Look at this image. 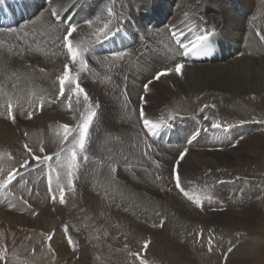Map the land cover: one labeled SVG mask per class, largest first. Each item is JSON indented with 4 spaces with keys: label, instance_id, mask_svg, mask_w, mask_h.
Listing matches in <instances>:
<instances>
[{
    "label": "bare ground",
    "instance_id": "bare-ground-1",
    "mask_svg": "<svg viewBox=\"0 0 264 264\" xmlns=\"http://www.w3.org/2000/svg\"><path fill=\"white\" fill-rule=\"evenodd\" d=\"M1 1V92H4L6 94L5 100H7V105L9 103L12 104L13 113L18 118L17 121H19L20 118L22 119L21 121H25L28 119L27 121L29 122V128L25 130L34 129V132L37 133L38 137L34 136L33 142L37 143L38 148H43L42 144H44L46 140L45 134L47 131L45 132L44 128L48 124L47 120H50L52 119V117H55L56 122L58 121L57 127H55V123V128L53 129V131H61L60 135L57 139L56 136L52 138L53 147H51V149L49 150H46L44 148V151H46L47 153L45 154L43 152V155L41 154L42 156H52L54 162L51 163V160L47 161L43 166H39L34 163L32 167L33 169H36V166H38L37 168H41L42 170L49 168L48 170L49 172H51V176L49 175V172L47 173V175L52 177L53 180V184L51 185V190H53V194L59 193V197L57 198H60V191L63 185L65 186V188H71L72 192L67 191L70 194L69 199L67 198L64 204L60 203L58 205L60 208V213H62L65 216V219L67 220L65 223L72 226V229H77V231H79V233L81 234L79 237L83 240L84 244L87 243V245L93 244L97 246L101 244L99 243V241L106 244L109 241L115 240L117 238L116 235H118V233L119 235L121 234L122 236H124V233L132 227H134V229L135 227L150 228V224H156L157 227L163 226L162 229L165 234V238H162V240L160 239L161 241H159L158 243L156 242L158 247L162 245L161 243L164 242V240L168 241V243L170 244H172L171 242H173L175 246L178 245V249L176 248L175 252L173 251L175 253L174 255L170 253L171 256L169 257L176 259L179 258L181 259V261L182 259H185L187 262H189L188 259H197V263L204 264V261L200 259L203 257L201 253L192 250V247H189V245H191L189 243V240L185 237L190 232H188V230H201L204 234L209 235L210 230H212L213 227L207 222H205L207 224H203L202 222L201 224L198 218L200 214L198 215L195 211H192L190 208L184 206L183 201H181V198H179L177 195V198L179 199V201H181L180 204L178 201L174 200L180 204V207H177L178 210L175 207V209L173 208V206L175 205H173L171 198L167 199V202H160V200H158L156 197L158 195L152 194L155 193V189L153 191V189L148 185V183L152 185L150 179L151 177L149 175L151 173L144 168V165L146 164L145 161L151 159L154 160L153 157L158 158V156H156L157 151L155 154H153L152 152L148 155V151L150 150V144L157 145L162 151H166L165 155L162 152V162L164 161L167 165H171V162L176 157V154L172 152L173 150H171L170 148L179 144H182L183 146L187 145L185 146V148L187 149V152L185 154L186 156H184L182 160L180 158V166L182 167L186 164L188 166L192 165L191 168L193 167L192 169L194 170L190 171L189 173L187 172L186 177L185 175L183 177L180 172V167L178 168V171L176 169L177 163L175 164L174 168L179 173L181 180H184V178L190 180L196 178L197 175L202 172V170L206 171L207 169H210H201L202 167H207L205 166V164H207L208 162L213 164L212 166H215V168L219 167L221 169L222 167L218 165L217 162H215L216 159L213 156L216 155L217 157L219 156L221 158L223 156L226 158V155L230 152L227 153L222 151L223 153H212L214 155H211V160L206 161V159L204 160L206 162H203V160L201 159V161L200 159H198V156L205 158V155L203 153H196L194 155L192 153H189L191 148H188V146H191V144L187 142L189 138H191L192 141H194L195 139L199 141V136H197L198 132L194 133L191 136H186L187 140L183 139L182 142L181 139L179 141V144L172 145L174 143L173 140H178L180 136L182 137V132L188 130V128L190 127L189 125L187 126V128L185 127L186 124L184 121L186 120V117H160L163 119L162 123L164 122L165 126L162 129H159L158 133L154 135L155 138H159L160 143H155L154 140H146L145 135H147L148 133L145 127L143 126L142 121H140L139 119L140 115L138 111L143 108V105H147V99L145 97L148 90L146 91V93H144L143 90L144 85L149 81H152V83L149 84L148 87V89L150 90L149 93H154L153 95L150 93L151 96L147 95L148 101H151V103L154 104L159 103V101H164L166 106L169 105V107L171 108L169 112L175 111L177 113L182 112V115H196L203 111L205 112V110L208 108H212L215 110V113L222 114L224 113L223 109L226 107H230L232 104L238 108H241L243 111H252L253 109L256 110L255 107H257V105L264 108V41L261 42L256 38V32H260V35L264 39V0H239L243 3V5L238 4L236 0H218L219 3L216 0H107V9L104 13L100 12L102 11V5L105 3L104 0H32L38 2V5H35L33 8L29 7L30 4L28 5L26 3L27 0ZM115 3L118 5V9H116ZM161 5L164 6L162 7ZM258 5L260 6V8L258 7ZM110 9H113L115 12L118 13V27H115L114 29H112V27H110L108 23L112 19L114 20L115 18H117V14L111 12L113 13V15H109ZM259 9L260 11H257ZM53 10L59 13L58 17L54 18L51 15ZM254 12H258V14H256V17L254 16ZM56 19H61L64 23L69 22V24L71 23L73 25H77V30L71 38L73 47L74 49L78 47L88 48V52L85 53L84 58L86 60L87 65L93 68L89 69L88 72L84 73L85 76H90L91 78H93L97 75V73H103L102 68L99 66L108 67L109 69H111V71L107 72L108 82L106 83V85L108 87H110V85L113 87L115 79H120L122 81L118 82V87H121L120 91H118L119 98L122 95V89L125 88V85L127 86V93L124 98L125 103H118L116 101L121 107L119 105L117 106V108L115 107L116 112H118V123L124 122L122 123V126H120L121 123L118 124L119 133L117 147L118 152H120L121 150L123 151L121 152V154L114 151L111 142L109 143V141L105 140L106 131L108 129L105 131L106 128H103V123L101 124V122H99L100 118H98L97 115L99 114L97 113V111L99 112V110H97V107L99 106L97 104V107L95 105L92 107V104L90 103L92 111H97H95L96 115L91 123L90 129L87 134V139L85 141V149L84 151L77 152V161L75 167L72 168V187H69V176H67L68 174L64 176L59 175L60 171L62 170L61 168H58V164L60 163L58 162V160L63 159L65 157V154H67L65 153L67 152V150L64 147L73 145L74 138H78L79 135L78 127V129L71 131V134L69 135V137L71 138H68L67 142L64 143V136L61 138V135L64 132L62 130L63 126L67 125L69 127H74L73 122L75 121V104L73 105V101L69 97V93L66 91V89L64 95L61 96L59 90L60 87L55 86L50 81H46V79V82H44L43 78L41 82H37L36 79L39 76L38 73L36 79L33 78V74L35 73H30L33 75V77L28 73V70L30 68H43L46 71H51V69L57 70L58 73L63 74L64 69L59 67L58 61L62 59V57H64V60L71 61L68 56V52H61V43L58 39H55L53 37L55 34L57 36H61V33H64L62 34L61 38L63 44L62 49L65 48L63 36L66 34L67 27L61 24H57ZM87 21H91V24L89 25L88 23H86ZM131 23H134V25L143 34V37H140L138 33L134 31ZM106 26L107 28L111 29L108 37L92 44L94 36L98 32L105 30ZM50 28L51 33H49ZM174 30L177 31V33L180 35V40L184 44H189L190 41L195 42L197 40V37L199 36H207L211 35L212 33H216L217 46L220 50V57L216 58L210 63L190 62V55L184 57L180 54L182 52V49H180L179 46L175 44V39L172 36V32ZM47 32L49 33L48 35ZM22 34H25L26 36L30 35V38L28 41H26V43H29L32 46H20V44H23V42L19 40V37H22ZM92 35L94 36L91 38V40L88 39ZM14 44H16L17 46L19 44V49L17 48L18 55H15L16 57L10 52V48L12 49L16 46ZM42 44L45 47L49 48L47 50L49 51V53L48 55H45V59H41V56L38 55L39 50L36 48V46ZM56 46L59 47L58 52L60 53V58L57 57V53H52V48ZM28 52L37 53V55L30 54ZM19 53H22L23 55H20ZM235 54H241L242 58H234V56L232 55ZM25 55L27 57H22ZM229 55H231L230 58L228 57ZM51 57H53V59ZM57 58H59V60L55 61L57 64L53 65L51 62H53L54 59ZM221 61H223L225 65H218V62ZM176 63H180L183 65L180 74H177L175 72ZM169 68L172 69L171 72L162 75L158 80L154 79L157 72L165 71ZM133 72H139V74H132ZM42 77L44 76L42 75ZM74 79L76 80V78ZM34 81H36V83ZM120 84L121 86H119ZM142 84L144 85L142 86ZM88 86L93 91L92 93H96V99L98 103H100V105L102 103V109V106H104V104L106 106V101L103 100V97L101 96L97 87L91 85ZM138 88H140V90L142 91L140 97ZM141 97H144L146 99V102L144 99V104H140V106L136 109L135 105H139V98ZM252 98H255V100H253ZM127 99L130 100V103H127ZM41 104L44 106H42ZM48 105L53 108H50V110H45ZM206 105L207 107H205ZM120 108H122L123 111ZM40 109L45 112L44 115L46 117L43 120L37 118V112ZM26 110L35 112L34 115L31 116L32 119L35 118V120L31 121V119L29 121L28 115L24 113ZM112 112L115 113V109H112ZM83 113L85 112L83 111ZM258 113L264 114V111H258ZM86 115H82L83 118ZM202 115L204 116V114ZM83 118L80 119V122L78 123L79 125L82 123ZM146 118L153 121L154 123L160 122V119L158 118L157 114L148 113V116ZM1 123L3 124V122ZM139 126L140 128H142L140 135H138V133H131L132 128L134 132H136L140 129ZM10 127L12 128L11 130H14L13 132L15 133V135L18 134V128L16 126L12 125ZM201 127L203 128V131L201 130ZM263 127L264 123L262 124L261 128ZM204 128L209 127L203 122H201L198 131L202 132L205 135L204 132H206L207 130L205 131ZM208 131H210V129H208ZM10 132L8 133V130H6L5 128L0 130V141H2V144L4 142L6 143L7 141H9V139H11L8 138V136H10ZM130 135L131 140L128 144V141L125 140L128 138L127 136ZM134 135H136V137H133ZM102 136H104V138H102ZM30 137L31 136H29L28 138L30 139ZM206 139L209 138L207 137ZM164 140H168L167 146L164 145ZM185 141L188 144H186ZM5 143L3 145H6ZM8 144L12 145L11 143ZM13 146H10V148H12ZM129 146H142L141 155H138V153L135 152L134 148V151H132V148ZM216 149H214V151ZM116 154L119 155L116 156ZM13 155L17 157V161L19 158H21L20 156H22L18 153ZM150 157L152 158L150 159ZM169 158H172V160H169ZM259 158L261 157L259 156ZM114 159L116 160V163H118L119 168L118 177H116L120 179L121 182L126 180L132 181L133 184L129 183L130 185H126L118 180V186H116L117 182L115 183L110 179L109 181H107L109 177L104 178L101 176L103 175V172L100 173L102 167H104V165L106 167L108 165L112 166L113 164H116ZM138 168H143V172H137L139 178L142 179V182H148L146 187L137 185L139 183H136L134 178H129L130 175L128 173V169L131 172L132 169ZM169 169H171V167ZM165 170L170 171L168 169ZM122 174H127L129 176H123V179ZM168 174L169 172L164 173V170H162V172H159L156 175H163V178L160 177L161 179H163V181L161 182H164L162 184V189L164 187L165 189L168 187L170 177L172 178V180H174L171 174ZM245 174H236L235 177H240L241 179L243 177H246ZM145 183L143 185H146ZM37 185H39L38 182ZM43 185L45 184L43 183ZM137 186H139L140 188ZM19 187H21V190L24 188V186ZM40 187H42V185H40ZM28 188L29 187H27V189ZM27 189L26 191H29ZM18 190L20 191V188ZM41 190L43 191V188H41ZM144 190L151 192V196L147 197L144 193ZM247 191H242V199H239L242 201V208L247 205L249 206V198H247V196L250 193ZM215 192L216 194L224 195L221 188H217ZM7 193H9L5 195L7 199H13V197H15V201L18 202L16 206H23L22 204H24V199L26 200V198H24L23 195H20L21 192H19V195L18 193L10 194V191ZM172 193L174 192L172 191ZM172 193L169 194L176 197ZM25 194L27 193L25 192ZM65 196L66 195H64V197ZM29 200L27 204L29 203ZM34 200H36V196ZM20 201L22 202V204ZM37 202L40 203V201ZM11 204L13 205V203ZM30 205L29 208H32L33 204L31 205L32 207H30ZM256 207L255 205L251 206L252 210H255ZM15 209L20 210V207ZM9 210L10 209H8L7 211ZM26 210L24 211L26 212ZM210 210L212 209H205L204 212L207 211L209 213H212V211L210 212ZM243 217H245V215ZM160 222H163V224L160 225ZM252 225L253 224H251L250 222L247 223L244 220H240L238 225L239 227L236 228L233 233H228V236H225V234H219L221 230H218L217 232L212 231V234L214 235L213 236L210 234L212 240L210 241L209 239H207V242L201 244H203L204 246L210 243L212 247L218 248L213 249L211 247V250L213 251L212 261H215L216 264L222 263L223 260L228 261L232 259H234L235 261L239 260V263L242 261L247 262L248 260H253L255 258V255H257L256 253H258L257 250L259 249L260 242L255 241L253 238H251V234L252 232H254V230L252 231ZM100 228L105 229V231L107 230L109 232V237L103 236L102 233L101 235H98V232L96 234L101 237L94 238V235H96L94 231H98L97 229ZM139 233H142V231H138V234ZM84 235H89V238ZM91 235H93V237ZM129 235L130 237H135L136 234L133 236L130 233ZM191 237L193 238V236H190V238ZM184 239L186 240L187 244L183 243ZM132 240L135 241L134 238H132ZM228 241L231 242L230 245L227 243ZM123 242L126 241L123 240ZM155 245L153 247H155ZM153 251L156 253L157 250H155V248L153 250L149 248L148 253L152 254ZM218 252H220L221 256L218 255ZM59 253L62 252L59 251Z\"/></svg>",
    "mask_w": 264,
    "mask_h": 264
},
{
    "label": "rangeland",
    "instance_id": "rangeland-1",
    "mask_svg": "<svg viewBox=\"0 0 264 264\" xmlns=\"http://www.w3.org/2000/svg\"><path fill=\"white\" fill-rule=\"evenodd\" d=\"M104 1H105V3L101 7L102 11H100L103 13L107 9L106 8L107 0H104ZM216 1H218V0H216ZM236 1L238 4L243 5V3L241 1H239V0H236ZM1 2L2 1L0 0V3ZM26 3L28 5L30 4L29 7H31V8H33L35 5H38V2L32 1V0H27ZM218 3H219V1H218ZM161 6L163 7L164 5H161ZM258 7L260 8L259 5H258ZM116 9H118L117 4H116ZM110 10H111V12H114L117 14V18H115L114 20L112 19L108 23L109 26L112 27V29H114L115 27H118V13L115 12L113 9H110ZM257 11H260V9ZM254 14H255L254 16L256 17V14H258V12H254ZM111 15H113V13ZM164 20H167V19H164ZM146 22H148V21H146ZM131 25L133 26L134 23H132ZM54 31H56V30H54ZM49 33H51V28L49 29ZM49 33L47 32V35ZM62 34H64V33H61V36H57L55 34L53 37L55 39L59 40V42L61 43V52L65 53V52H67V50H65L66 48H63L64 49V51H63V49H62V47H63L62 38H61ZM109 34L110 33H108V35ZM93 36L94 35H92L88 39L91 40V38ZM0 37H2V36H0ZM29 38H30V35L26 36L25 34H22V37H19V40L21 42H23V44H20V46L31 45L29 43H26V41H28ZM92 41H93L92 44H94V42H96V35L94 36V40H92ZM14 45H16V44H14ZM17 48L19 49V44H18V46L16 45L12 49L10 48V52L14 56L18 55ZM36 48L39 50L38 55L41 56V59H45L46 58L45 55H48V53H49V51H47L49 48L45 47L43 44L36 46ZM58 51H59V47L56 46V47L52 48V53H54V54L57 53V57H59V54H60ZM28 53L37 55V53H32V52H28ZM19 54L23 55L22 53H19ZM230 56L231 55H229L228 57L230 58ZM232 56H234V58H236V59L242 58L241 54H235ZM22 57H27V56L25 55ZM51 58L53 59V57H51ZM59 58L54 59V61L51 63L53 65H56L57 63L55 61L59 60ZM63 58L64 57H62V59H60L58 61L59 67L64 69V66L66 64L69 66V74L71 73L70 78H72V79L76 78V80L80 84V86L83 89L85 88L84 90H85L87 95L89 94L88 96L90 97V101H85L83 98V94H78V93H75L73 91V88H75V84H67V82H66V84H67L66 87H68V88H65V89L69 93V97L73 101V105L75 104L74 105V111H75L74 120L75 121L73 122L74 127H68L66 129L63 126L62 130L64 132L61 135V138L63 136L65 137V135H68V137H69L72 130L78 129V127H79L78 123L80 122V119L83 118L82 115H86L87 112L89 111V108H91V110H92V107L94 105L97 107V104H98L100 109H99V107H97V110H99V112L97 110H93V111L94 112L97 111V113H99V114H97L98 118L101 119V120L99 119V122H101V124L103 123V128L104 129L106 128L105 131L108 129L106 131V135H105L106 139L105 140L109 141V143L111 142V144L113 145L114 151L118 152V148H117L118 147V133H119V125L118 124L121 123L120 126H122V123H124V122L118 123V112H116V108L119 105L118 104L119 102H124V100H125L124 98H125L126 93H127L126 92L127 86L124 84L125 88L122 89V95L119 98L118 97V95H119L118 91H120L121 87H118V82H122V81L120 79H115L113 87L111 85H110V87H108L106 85V83L108 82L107 81V78H108L107 72L111 71V69H109L108 67L99 66L102 68L103 73H101V74L97 73V75L95 77L91 78L90 76H85L84 73L88 72L89 69H93L92 67L87 65L86 69L80 70L78 62L73 63L72 61H67V60H64ZM218 65L223 66V65H225V63L223 61H221V62H218ZM195 68H197V67H195ZM33 69L34 68H30L28 70L29 72L27 70L26 71L29 74L31 72L35 73L36 76H35V74H33L34 77L32 74H30V75H32V77L34 79H36L37 76L39 75L38 76L39 79L38 78L36 79L37 82H41L44 79L43 80L44 82L50 81L55 86L60 87L59 83H58V77L62 76L63 75L62 73H58L57 70H52V69H51V71H46L43 68H35L34 70ZM41 69H43V71H41ZM37 73H38V75H37ZM134 73L139 74V72H133L132 74H134ZM42 75L44 77H42ZM114 75H115V73H114ZM45 79H46V81H45ZM34 82L36 83V81H34ZM144 84H142V86ZM88 85L97 87L101 96L103 97V100L106 101V106H105V104H104V106H102L103 110L101 109L102 103H101V105H100V103H98V101L96 99V93H92L93 91L91 90V88H89ZM119 86H121V84ZM149 91L150 90L148 89V91L146 93L145 89L143 90V92L146 93L145 98L147 99V105L146 104L143 105L144 102L143 103L141 102V98H139V105H135V104L134 105H135L136 109L140 106V104L143 105V109H144L146 117L148 116V113L149 114L150 113L151 114H157L158 118L160 119V122L157 123L158 125H160L159 129H162L165 126V123L164 122L162 123L163 119L160 117L168 118L169 116H174L176 118L186 117V120L184 121L186 124L185 127L187 128L188 125L190 126L189 127L190 129L188 128V130L182 132V134H181L182 137L180 136V138L178 140H173L174 143L172 145L179 144L180 143L179 141L181 139H182L181 141L183 142V139L187 140L186 136H191L194 133L198 132L197 136H199L198 137V139H200L199 141H197V139L192 141L191 138H189L187 140V142L189 144H191V146L189 145L188 148H191V150H192V151L190 150L189 153H192L193 155L196 153H203L205 155V158L198 156V159H200V160L202 159L203 162H206L208 160H211L210 159V158H212L211 155H214L212 153H218V152L219 153H223V152L228 153V152H230L226 155L227 156L226 158L223 156H222V158L219 156L217 157L216 155L213 156L216 159L215 162H217L218 165H220L222 167L221 169L219 167L215 168V166H212L213 164L208 162L207 164H205V166H207V167H202L201 165L200 166L202 167L201 169H206V168H210V169H207L206 171L202 170V172L200 174H198L196 178H193L190 180H187V178H184V180L180 179L182 187L188 192V194L190 196L193 197L192 200H189L185 195H183L180 191L177 190L175 180H172L171 177H170L169 184H168L169 189H168V187L166 189H165V187L162 189V184L164 182H161V181H163V179H161V178H163V175L162 176H156L159 172H162V170H164V173L169 172L168 175L171 174V176H172L174 166L178 160H179V164H176V167H177L176 169L178 171V168L180 167V172H181V175L183 177H184V175L186 177L187 172L189 173L190 171L194 170V169H192L193 167L191 168L192 165L188 166L186 164L187 166L186 165H183L182 167L180 166V162L182 160V159L180 160V153L184 152V150L186 149L185 146H187V145L183 146L182 144H179V145L171 147L170 149L173 150L172 152H174L176 154V157L171 162V165H167V164H165L164 161L162 162V152L165 155L166 151L165 152L162 151L157 145L150 144V148H149L150 150L148 151V155L152 152H153V154H155L157 151L156 156H158V158L155 157L156 160L154 157H153L154 160H152L151 159L152 157H150L151 160L145 161L146 164L144 165V168L147 169L151 173L149 175L151 177L150 179H151V183L153 186L150 183H148V182L147 183L153 189V191L155 189V191H154L155 193H152V194L158 195L156 197L162 203L167 202V199L171 198L173 205H175V206H173V208L175 207L176 209H177V207L178 208L180 207L181 201H183L184 206H186L187 208H190L192 211H195L196 214H198V215L200 214L199 217L197 216L199 218L200 223L201 222L203 224L208 223L213 227V229L210 230L211 235H213L212 231L217 232L218 230H221V232L219 234H221V235L225 234V236H228L227 235L228 233H233V231L239 227L238 225H239L240 220H244L247 223L250 222L251 224L254 225V226L252 225V231L254 230V232H252L251 238H253L255 241L260 242L259 249L257 250L258 253H256L257 255H255V258H254L255 260L254 259L248 260L247 262L242 261L240 263L238 262L239 260L235 261L234 259L228 260L229 263H228V261L223 260L222 263H220V264H237V263L238 264H242V263L243 264H264V186H263L264 185V180H263V178H264V132H263L264 127L261 128L262 124L264 123V114L258 113V111H260V112L264 111V108L257 105V107H255L256 110H254V109L252 110L253 112L251 110L243 111L241 108H238L232 104L230 107L224 108L223 109L224 113H222V114H219V113L217 114L214 112L215 111L214 109L208 108L205 110V112L207 114L203 111L204 113L201 112V113H198L196 115H194V114L193 115H191V114L182 115V112H178V113L175 111L169 112V110L171 108L169 107V105L166 106L164 101H159L160 104L159 103L154 104V103H151V101H148L147 95L151 96L150 93L152 95L154 93V92L149 93ZM138 92H139V97H140L142 94V91L140 90V88H138ZM91 97H92V100H91ZM5 99H6V94L4 92H1V87H0V104H2V105H0V111H1L0 112V130L5 128L6 130H8V133L10 131L12 132V133L10 132V134H9L10 136H8V138H11V139H9V141H7L6 143L4 142L6 145H3L4 143L2 144V141H0V180L5 179L7 177V174L13 169L19 170L21 172V176H18L16 178V180L12 181L11 184L0 188V200H1L0 201V211H1L0 212V256L3 257V259H0V264H141V261H143L144 264H189V263L190 264H200V263H197V259H194V260L188 259L189 262H187L185 259H182V261H181V259H179V258L176 259V258L169 257V256H171V254H173V255L175 254L174 252H175L176 248L178 249V245L175 246V244L173 242H171L172 244H170V243H168V241L164 240L165 243L162 242L161 243L162 245L160 247H158L156 242L158 243L159 241L162 240V238L164 239L165 234H164L163 229H162L163 226L157 227L156 224H150L151 229L148 227H143V226H142L143 228H141V227H138V228L135 227V229H134V227L129 228L128 229L129 231L127 230V232L124 233V236H122L121 234H120L121 235L120 236L118 233V235H116L117 238L113 241L107 242L106 243L107 245L105 243H102L101 241H99V243H101V244H99L98 246L93 245V244L87 245V243L84 244L83 240L79 237L81 235L79 233V231H77V229H72L71 228L72 226L66 224L65 222L67 220L65 219V216L62 213H60V208L58 206L60 204V201H59L60 198H57V197H59V195H58L59 193L53 194V190L49 191V180L51 181V185L53 184L52 177H50L51 172H49V170H48L49 168H46L43 170L41 168H37L38 166H36V169L35 168L33 169V167L26 168V169H20L19 168V165L23 162V160L29 158V153L26 150L25 145H27L29 148H31L37 155L40 154V156H42L43 152L40 151L41 147L38 148L37 143L33 142L34 136L38 137L37 133L34 132V129L33 130H25V129L29 128V122L27 121L28 119L25 121H21L22 119L20 118L19 119L20 122H19V121H17L18 118L15 114H14V116H15L14 121L8 117V115L6 114L7 113V103H6L7 100H5ZM146 99H145V102H146ZM252 99L255 100V98H252ZM114 102H115V104H114ZM90 103L92 104V107H91ZM127 103H130L129 99H127ZM85 105H86V107H85ZM42 106H44V105H42ZM42 106H41V108H42ZM4 107H6V108H4ZM46 108H45V110H50V108L52 109L53 107H50V105H48V107H46ZM38 109H39V107H38ZM112 109H115V113L112 112ZM120 109L122 110V108H120ZM101 110H102V113H101ZM83 111L85 113H83ZM140 111H141V109L138 111L139 115H140ZM31 112H32V115H34L35 112L29 111V110H26L24 113L28 115V113H31ZM44 113L45 112L42 109H40L37 112V116H38L37 118L42 119V120L45 119L46 116L44 115ZM76 113H78V114H76ZM179 113H181V114H179ZM3 114H4V117H3ZM106 114H107V116H106ZM202 114H204V116ZM215 114H217V115H215ZM259 115H261V116H259ZM220 116H222V117H220ZM31 119H32V117L29 118V121ZM152 119H155V118H152ZM228 119H230V120H228ZM33 120H35V118H33L31 121H33ZM226 120H228V121H226ZM254 120H256V121H254ZM47 121H48L47 122L48 124L44 128L45 132L47 131L45 134L46 140H45L44 144H42V145H43V148H45L46 150L47 149L49 150V149H51V147H53L52 138H54L56 136V139H57L58 136L60 135L61 131H59V130L55 131V132L53 131V129L55 127H57V124H58V121L56 122L55 117H52V119L47 120ZM140 121H141V119H140ZM1 122H3V124ZM5 122H7V123H5ZM201 122H203L204 124H206L209 127V128H204L205 131L207 130L204 133L209 139H206L207 137L202 132L198 131ZM55 123H56V126H55ZM214 123L220 124L222 127L219 129H214V128H212V124H214ZM12 125H14L18 128V134L15 135V133L13 132L14 130H11L12 128L10 126H12ZM204 127H206V126H204ZM139 128H140V126H139ZM208 129H210V131H208ZM21 130L24 132H22ZM193 130H194V132H193ZM201 130L203 131L202 127H201ZM141 131H142V128H140L136 132H134V130L132 128L131 133H138V135H140ZM21 135H23L25 138ZM27 135H28V137L31 136L30 139L27 137ZM108 136H109V139H108ZM127 137L128 138L125 141H128V144H129L130 140H131V138H130L131 135L127 136ZM133 137H136V135H134ZM18 138H19V140H18ZM70 138L71 137H69V139ZM102 138H104V136H102ZM145 139L146 140L149 139L152 141L154 140L155 143H160V141L158 140L159 138H155L153 135H149V138H148V134H147V135H145ZM63 141L65 143L68 140L67 141L63 140ZM8 143H11L12 145H10ZM14 143H15V145H14ZM29 143H31V144H29ZM185 143H186V141H185ZM188 143H186V144H188ZM246 143H248V144H246ZM7 145H8V147H7ZM9 145L10 146L14 145L12 148H14L15 150L10 148ZM164 145L165 146L168 145L167 140H164ZM72 146L73 145H71V146L69 145L68 147L67 146L64 147L67 150V152H65L67 154H65V157L63 159L58 160V162H60L58 164V168H61V170H62L59 173V175H61V176L68 174L67 168H68V165L70 163L69 159L71 157V151L73 150ZM129 147L132 148V151H134L133 150V148H134L135 152H137L138 155H141L142 146H133V147L129 146ZM251 147H253V148H251ZM69 148H72V149H69ZM9 149H11V150H9ZM156 149H158L159 151ZM214 149H216V150L214 151ZM122 151L123 150H121L118 153L121 154ZM197 151H199V152H197ZM77 152H80V151L77 150ZM17 153L19 155H22V156H20L21 158H19L18 161H17V157L13 155V154H17ZM44 153L46 154L47 152L44 151ZM252 154H253V156H252ZM118 155L119 154H116V156H118ZM187 155H188V153H187ZM259 156L261 158H259ZM77 157H78V155H77ZM169 160H172V158L171 159L169 158ZM204 160H206V161H204ZM51 161H52L51 163L54 162L53 159H51ZM114 161L116 163L115 159H114ZM34 163H36V162L33 161L32 165H34ZM108 166L105 167V165H104V167H102V170L100 171V173L103 172V175H101V176L104 178L109 177L107 179V181H109V179H110L111 181H113L115 183L117 182L116 186H118V180L121 182V180L117 178L118 177V169H119L118 163L113 164L112 166H109L110 168ZM209 166H212V167H209ZM170 167H171V169H169ZM164 168L170 170L171 172L165 170ZM260 168H261V170H260ZM113 169H115V171H113ZM137 171L143 172V168L132 169L131 172L128 169V173L130 175L129 178H131V179L134 178L135 182L139 183L137 185L146 187L147 183L142 182V179L139 178ZM48 172H49L50 176L47 175ZM210 173H212V174H210ZM242 173L243 174L246 173L245 174L246 177H243L241 179H240V177H238V178L235 177L236 174H242ZM129 175L122 174V177L123 176L128 177ZM212 175H214V176H212ZM124 177H123V179H124ZM157 177H159V179H157ZM226 179H228V180H226ZM40 180L42 181V183ZM37 182L39 183V185H37ZM122 182L126 185H128L129 183H132V181H126V180H124ZM43 183L45 185H43ZM144 183L146 185H143ZM170 184H172V185H170ZM210 184H211V186H210ZM40 185H42V187H40ZM19 186H22V187L24 186V188L21 190V187H19ZM139 186H137V187H139ZM207 186H208V188H207ZM27 187H29V188L27 189ZM19 188H20V191L18 190ZM41 188H43V191L41 190ZM217 188H221L224 195L216 194L215 191ZM26 189L29 191H26ZM62 189L64 190V195L67 196V197L65 196L66 198L64 197V200L66 201L67 198L69 199V197H70L69 196L70 194L67 191L72 192V190H71V188L70 189L65 188L64 185H63ZM9 191H10V194L18 193V195H19V192H21L20 195H23L24 198H26V200L24 199V204H22V202L20 201L23 206H21V205L16 206L18 204V202L15 201V197L12 196L13 199L12 198L7 199L5 197V195L9 194V193H7ZM172 191L174 193H172ZM242 191H247L250 193L247 196V198H249L248 199L249 206L247 205L243 208H242V206H243L242 201L239 200V199H242L241 198ZM25 192L27 194H25ZM144 193L147 197L151 196L150 195L151 192H149L147 190ZM169 193L170 194L172 193L175 196L177 195L179 198H181L180 199L181 201H179L177 196L174 197V196L170 195ZM41 194H44V195H41ZM26 195H28V196H26ZM35 196H36V200H34ZM30 197H31V199H30ZM53 197H55V199H53ZM163 197H164V199H163ZM165 199H166V201H165ZM6 200L8 201L9 204L7 203ZM28 200H29V203L27 204ZM174 200L178 201L180 204ZM221 200L223 203L221 202ZM236 200H238V201H236ZM37 201H40V203L42 205ZM197 201L199 202V204L201 206H197ZM11 203H13V205ZM31 203L33 204V207L31 206L32 205ZM36 204H37V206H36ZM49 204H51L52 206ZM29 205L32 208H29ZM252 205H255V207L257 206L255 210H252V208H251ZM19 207H20V210L15 209V208H19ZM21 207H23V208H21ZM47 207H49V208H47ZM3 209H5V210H3ZM8 209H10V210L7 211ZM23 209L24 210L27 209L26 212ZM205 209L206 210L212 209V210H210V212L212 211V213H209L207 211L204 212ZM32 210H34V211H32ZM47 210H49V211H47ZM12 211H13V213H12ZM244 215H245V217H243ZM61 218H62V220H61ZM255 221L258 223H256ZM205 222H207V223H205ZM161 224L162 223L160 222V225ZM69 226H70V228H69ZM170 226H172V225H170ZM97 230L98 231H96V230L94 231L95 234L99 232L98 235H101V233H102L103 236L109 237V232L107 230L105 231V229H103V228H100ZM138 231H142V233L138 234ZM188 232L190 235L188 234L187 235L188 238H187V236L185 238L188 239L189 243L191 244V245H189V247H192V250H195V251H198L199 253H201V255L203 257L200 259H202L204 261L203 262L204 264H208V263L209 264H216L215 261H212V259H213V256H212L213 251L211 250L212 245H210V243L208 245H204V246H203V244H201V243L207 242V239H209L211 241L212 240L211 235L210 234L206 235L201 230H192V231L188 230ZM130 233L133 236L136 234L138 237L136 235H135L136 238L130 237V235H129ZM127 234H128V236H127ZM143 234H144V236H143ZM98 235L97 234L94 235V238H96V237L100 238L101 237ZM84 236H86V235H84ZM91 236L93 237V235H91ZM190 236H193V238L192 237L190 238ZM202 236H204V237H202ZM86 237L89 238V235H87ZM132 238H134L135 241L132 240ZM69 239H71V241H72L71 245L69 244ZM123 240L126 242H123ZM210 241H208V242H210ZM145 242H149L147 248H145ZM183 243L184 244L186 243L185 239H184ZM193 243H194V245H193ZM227 243L230 245L231 242L228 241ZM58 244H60V245H58ZM154 245H155V247H153ZM179 245H181V244H179ZM149 248L151 250H153L155 248V250H157L156 253L153 251L152 254L151 253L149 254L148 253ZM212 248L218 249L217 247H212ZM57 250H58V252H57ZM59 251L62 253H59ZM103 252L106 254H104ZM218 253H219L218 255L221 256L220 252H218ZM64 255H65V257H64ZM111 255L112 256L115 255V256L112 257ZM137 256L139 258H137Z\"/></svg>",
    "mask_w": 264,
    "mask_h": 264
},
{
    "label": "snow or ice",
    "instance_id": "snow-or-ice-1",
    "mask_svg": "<svg viewBox=\"0 0 264 264\" xmlns=\"http://www.w3.org/2000/svg\"><path fill=\"white\" fill-rule=\"evenodd\" d=\"M111 10H109V15H111ZM51 15L55 18L59 16V13L55 10L52 11ZM89 25L91 24V21H87ZM77 30V25L69 24L66 28V34L63 36V42H64V47L66 48L69 58L73 63L79 64V68L81 70H84L87 68V63L85 60V53L88 52L87 47H78L75 48L73 47L72 43V37L73 34ZM111 31V29L105 27V30H102L96 34V42L107 38L108 33ZM173 38L176 40L177 45L179 46L180 49H182V52L180 53L182 56L187 57L189 55H205L208 52V47L206 44L207 41V36H199L197 37V40L195 42L190 41L189 44H184L180 40V35L177 33V31L172 32ZM183 65L180 63L175 64V72L177 74L181 73ZM43 71V69H41ZM172 69L169 68L165 71L157 72L154 79L158 80L162 75H165L166 73L171 72ZM66 82L67 84H75V88H73V91L78 94H83V98L85 101H90L89 96L86 94L85 90L80 86V84L77 82L75 79L70 78L69 74V66L66 64L64 66V72L63 75L58 77V83L60 86V95H64L65 93V88H66ZM152 81H149L144 85L145 91L148 90L149 84H151ZM144 97H141V102H144ZM207 107V105L205 106ZM7 115L10 119L13 121L15 120V116L13 113V106L11 103L7 105ZM96 113L89 108V111L87 115L83 118L82 123L79 125V135L78 138H74L73 140V150L71 151V157H70V163L68 165V176H69V187H72V180H71V175H72V168L75 167L76 161H77V150L83 151L85 149V141L87 139V134L90 129L91 123L95 117ZM32 113H28V117L31 118ZM140 119L143 123V126L147 130V133L149 135H156L159 131L160 125L157 123H154L153 121L149 120L145 116V112L143 111V108L140 111ZM66 129L69 127L67 125L64 126ZM222 126L220 124H212V128L214 129H219ZM68 135H65L64 140H68ZM26 150L29 153V158L24 159L23 162L19 165L20 169H26V168H31L32 167V162L35 161L37 165L43 166L47 161H50L52 159V156L50 155H44L40 156L37 155L31 148H29L27 145H25ZM63 150V149H62ZM41 152H44V148L40 149ZM187 152V149L184 150V152L180 153V158L182 159ZM177 164H179V160L177 161ZM51 167V166H50ZM115 171V169H113ZM18 176H21V172L17 169L11 170L8 174L7 177L3 180H0V188L9 185L12 183V181L16 180ZM172 177L175 180L176 183V188L178 191H180L183 195H185L189 200H192L193 197L188 194V192L182 187L181 181H180V176L179 173L176 171V169H173L172 172ZM159 179V177H157ZM51 181L49 180V191H51ZM55 199V197H53ZM60 203L64 204V190L61 189L60 191ZM197 206H201L199 202L197 201ZM163 224V222H162ZM202 235V234H201ZM149 242H145V248H147ZM69 244H72L71 239H69ZM231 251V249H230ZM137 258H139L137 256ZM0 259H3L2 256H0ZM141 264H144L143 261H141Z\"/></svg>",
    "mask_w": 264,
    "mask_h": 264
}]
</instances>
